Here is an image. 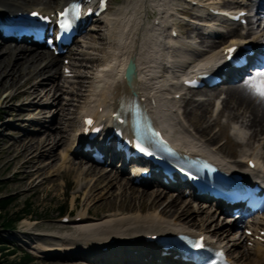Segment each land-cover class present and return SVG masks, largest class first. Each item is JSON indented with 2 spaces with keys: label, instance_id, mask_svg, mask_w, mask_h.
<instances>
[{
  "label": "bare ground",
  "instance_id": "6f19581e",
  "mask_svg": "<svg viewBox=\"0 0 264 264\" xmlns=\"http://www.w3.org/2000/svg\"><path fill=\"white\" fill-rule=\"evenodd\" d=\"M30 1L39 3L41 11L52 14L70 0H0V12L14 14L37 8L31 7ZM180 1L125 0V3L112 15L114 18L107 23V30H111L113 35L110 33L107 35L99 28L96 31L97 37L91 39L95 45L91 42H82L80 47L83 51L68 53L66 59H70L71 64L64 66L62 72L56 68L59 60L52 54H44L31 47L6 45L0 40V61L2 60L0 72L6 68L4 66L7 60L15 57V60L29 63L27 76L32 73L42 77L37 81L28 79L20 85V80L26 71L15 72L14 69L12 74L6 70L2 72L11 74L10 88H17L19 91L11 96V100L27 99V102L17 107V110L11 108L7 116L16 119L15 122L25 125L37 124L39 127V123H42L48 114L47 108L62 104L61 97H58L59 91L74 97L63 108L56 107L58 113L51 117V122L59 121L57 125H65L64 128L53 124L46 126L47 121H45L46 124L44 123L39 130L42 136L34 137L32 133H26L16 141L2 137L0 142V160L4 164L3 169L10 171L16 168L20 171L21 176L17 178L16 186L30 188L34 179L41 178L43 179L38 183V189L46 185H55L57 178H53L54 175L46 176L51 174L52 170L59 178L79 174L80 180L84 182L72 199L73 204L81 197L84 199L83 209L69 223L74 228V233L49 236L24 233L27 234L22 237L24 245L37 256L50 254L54 257L59 256L62 260H69L84 255L95 259L103 258L93 260L91 264H135V260L122 258L120 253L136 255L135 259H141L137 257L148 259L149 256L155 259L156 250L154 246L143 242L132 245L129 243L130 240L138 235L181 231L195 237L204 235L211 241L216 240L220 246L229 250L236 264H264V246L258 242L254 247L246 245L250 237L245 233L236 237L233 235L235 228H239V224L243 221L231 223L232 219L223 220L222 226L219 227V220L223 219L219 210L207 208L208 206L192 210L186 206L179 211L181 196H172L166 204H162L170 188L150 192V187H147L148 190L136 191L132 188L134 182L130 177L132 170L129 172V178L122 179L123 174L120 171L111 175L98 167L86 169L70 156V154L72 156L83 154L81 151H76L77 146L83 141L79 134L71 139L67 136L75 124V119L68 117L73 102L78 101L76 99H81L83 96L84 103H80H83L84 107L80 116L84 119L91 112L97 114L100 107L106 112H114L120 102H131L137 97L156 114L157 119L170 135H177L175 140L180 145L215 159L226 168L246 171L249 175L258 172H255L256 169L250 171L244 163L253 160L264 166V98L257 91L264 82V68H258L259 80L256 89H252L253 78H247L234 86L224 88L225 98L217 104V106L222 105L223 108L212 121L209 107L213 104L212 96L208 98L200 91L192 92L202 94L200 99L195 100L193 97H188L181 89L184 76L192 75L201 69L217 71L222 52L232 45L240 47L249 45L255 47L257 54L264 53V5L251 0H228L224 3L226 8L231 10L246 9L243 6L245 2L248 3L249 8L258 9L259 19L256 24L252 23L251 27H248L246 38L242 41L238 39L240 35L237 28L227 25L225 27L205 19L210 17L209 10L202 8L187 11L193 12L195 21L202 19L200 20L203 22L202 27L195 26L188 31L187 37L173 39L169 27L172 25L174 13H178L177 6ZM220 3L214 1L210 5L220 7ZM149 10L157 12V21H148ZM221 28H226L228 33L224 35ZM193 34L196 36H191ZM89 51L94 54H90ZM80 59L84 63L79 62ZM131 61L136 64L137 77L129 86L124 83V75ZM67 67L72 70L73 78L77 79L71 91L62 89L71 81L64 72ZM1 83L2 81H0V89L6 88V85ZM83 91L88 95H82ZM178 95H181L180 99L176 98ZM41 102L46 104L39 107ZM77 106L81 109L79 105ZM74 113H77V109L72 112ZM197 113L200 116L199 120L195 119ZM35 114L38 116L37 120H24L26 115ZM226 114L231 122L233 135L237 139L236 146L243 148L239 153L231 151L229 154L233 156L232 158L224 156V146L217 148L219 136L212 135L214 126H220L221 135H227L228 127L220 123V118ZM186 122H192L197 133L202 138H208L206 143L195 136ZM5 125L6 121L0 125V128H5ZM247 130H253V134L245 142ZM67 142L69 143L60 157L57 152ZM236 155H239V160L234 159ZM30 169L34 170L30 171ZM118 199L121 200L120 206L111 208L112 203ZM98 210H106L107 213L101 217L90 214L91 211ZM215 223L218 224L214 227ZM261 225L262 222L257 221L253 228H260ZM25 226L29 227L30 231L33 224L25 221ZM112 240H117L113 246L110 243ZM105 248L120 252L112 258L117 261L107 262V256L102 252ZM234 253L237 255L235 256Z\"/></svg>",
  "mask_w": 264,
  "mask_h": 264
},
{
  "label": "rangeland",
  "instance_id": "374dc122",
  "mask_svg": "<svg viewBox=\"0 0 264 264\" xmlns=\"http://www.w3.org/2000/svg\"><path fill=\"white\" fill-rule=\"evenodd\" d=\"M205 1H212V0H205ZM221 3H224V1L226 2L227 0H220ZM256 1V0H255ZM260 2V1H259ZM111 11L109 12V15H107V17L103 20V23H99L94 25V27L92 28L93 31H91L90 34H88L85 38H83L81 40L82 42H91L92 45H95V42L91 39L93 37H97L96 35V31L100 28L102 30H104V33H106L107 35L110 33V35H113V32L109 29L107 30V23H110V21L114 18L112 15H114L118 9L121 7V5H123L125 3V0H112L111 1ZM264 3V1L262 2V4ZM29 5L31 7H39L38 3H33V2H29ZM156 12L149 10V17L151 18V20L155 17ZM182 16V15H181ZM173 23L177 24L178 21L175 18ZM178 27L181 28L183 36H187L188 35V29L189 26H179ZM95 30V31H94ZM242 32V31H241ZM200 40V39H198ZM216 42H218V40H216ZM80 47L78 46L76 49H79ZM59 64L56 67L58 69V71L61 72V68L63 66L64 63V59L63 58H59ZM2 62V60L0 61ZM19 62H21L19 65ZM83 62V61H82ZM6 68L2 69L3 71L0 72V81H2V83H4L6 85V88L4 89H0V119L3 120V122L6 121V125L5 128H0V142L3 139L2 137H8L10 140L12 138L13 141L18 140L19 138H21L24 134L26 133H32L34 135V137H39L42 136V134L39 133L40 128L44 125L45 121H47L46 126H50L53 124V126H56L59 128H64L65 125H57L59 121L57 122H51L52 119L51 117L56 116V114L58 113L57 108H63L64 105H66V103L68 101H70L71 99H73V95H69V94H65L66 92L63 91H59L58 92V97H61V101L62 104L60 106H56V107H49L48 109V114L45 116V120L42 121V123H39V127L37 126V124L33 125V124H22V123H18L15 122L16 119H12L10 116L8 115V111L11 108H14V110H17V107H20L21 105H23L24 103L27 102V99H16V100H11V96L17 94L19 91L17 88H10V84H11V74L13 73V70L15 69V72H17L19 70V72H21V70L26 71L24 76H22V79L20 80V85L24 84L26 80L28 79H32L33 81H37L42 77H38L36 74H30L27 76V72L29 71V63H25L24 60H15V57H10L7 60L6 66H4ZM10 72L11 74L7 75L4 74L2 72L4 71ZM51 74V73H50ZM1 83V84H2ZM76 84V80H73L72 82H67L65 84V87L62 88L64 91H71L73 89V86ZM84 96L88 95L87 92L83 91L82 92ZM10 95V96H9ZM214 98H213V104H211L210 107V111H211V115H210V120H214L217 115H218V111L222 109V106H220L219 110L216 111V103L217 101H219L220 103L223 101L222 99L225 97L224 93L221 91H217L214 94ZM9 96V97H8ZM197 96H199V94H191V97H193L194 99L197 98ZM67 99V100H65ZM78 101H74L73 102V107H71V114L69 115L68 118L70 119H75V124L74 127L72 129V131L67 135L69 139H71L75 132L76 129L79 125V118H80V113L82 111V108L84 107V100H83V96L81 99H76ZM198 100V99H196ZM4 101V102H3ZM80 102H83L82 104ZM46 102H41V105L39 107H43L42 105H45ZM79 105L81 107V109L77 106ZM54 106V105H52ZM76 107V108H75ZM77 109V113L72 114V112ZM183 112V109L181 110ZM228 115L226 114V116L221 117L220 118V123L221 125H226L228 127L227 129V135H221V127L220 126H214L213 127V133L212 135L216 134L218 135V141H217V148L220 146H224V156L225 157H229L232 158L233 156H231V154H229L231 151H236L239 153V151H241V149L243 148H238L236 146V138L233 135V131L230 128L231 122L227 117ZM38 116L35 115H26L24 117V120H28V119H33V120H37ZM200 116L199 113L196 114L195 119L199 120ZM187 123V127L190 128V130L193 131V133L195 134V136L200 139L201 141L206 143V140L208 138H202L200 134L197 133L196 129L192 126V122H186ZM230 123V124H229ZM245 133L247 134V139L251 137V135L253 134V130H247L245 131ZM174 137L177 138V135L175 134ZM247 142V140H246ZM69 142H67L62 148L59 149V151L57 152L58 155L61 157V153L63 152L65 146L67 147ZM74 158V157H73ZM234 159L239 160V155H236L234 157ZM76 163L80 164L83 163L84 168L88 169L90 168L89 164H87V161H85L84 159H82V157H78L75 158ZM57 161V160H56ZM61 163V161H60ZM58 165H59V161H58ZM4 164L1 162L0 160V201L3 200H7L11 203V207H10V213L13 215V217L16 219L19 216L22 215V212L26 209H29L30 212L26 217H23V220L17 224V229L18 232H24V231H28L27 226H25V221L30 222L31 224H33L32 229H30L29 232L37 234V235H65V234H71L74 233L75 230L74 228L70 225H63L61 224V215L60 212L61 211H66V215L65 216H76L78 215L81 210L84 207V199L83 197L80 198V200L78 202H76L75 204H73V196L76 192H78L80 190V188L82 187V184L84 182H82L80 179L81 177L79 176V174H75V175H68V177L65 178H59L57 176V174L52 170L51 174H48L46 176L48 177H52L53 178H57V182L55 183V185H46L43 187H40L39 189L37 188L38 183L43 179H39V180H33V184L31 185L30 188L26 187V188H21L20 185L16 186V182H17V178L20 175V171H18V169L14 168L11 169L10 171H6L4 170L3 167ZM34 169H30V171H33ZM106 170V169H105ZM16 172H18V174H16ZM109 172V171H108ZM109 174L114 175V172H110ZM127 174H125L124 176H122V179H127ZM149 187L151 188L150 192H158V191H162L163 189H161V187L159 186L158 183H151L149 184ZM133 189H135L136 191H140L142 192L144 189L143 187L140 186H132ZM172 196H177V194L175 193H171L168 192L167 194V198L162 200V204H166L167 201L172 197ZM179 207L178 210L181 211L182 208H185L186 206H188L190 209L194 210L197 209L198 207H200V203H194V202H190V199H186L184 198L183 195H181V197L179 198ZM130 201V200H129ZM121 200H115L114 203H112L111 208L115 209L117 206H120ZM190 203V204H188ZM126 203H124L125 205ZM127 204H129L127 202ZM135 206V203H133ZM202 205V204H201ZM203 206V205H202ZM30 207V208H29ZM110 208H108L109 210ZM106 212V210L102 211V210H98L96 212L91 211V215L92 216H97V217H101L102 215H104ZM17 214V216H16ZM219 224L215 223L214 227L218 226L221 227V222L223 221V219L219 220ZM27 228V229H24ZM16 229V230H17ZM0 231H2V228H0ZM236 231V229H235ZM11 235L13 234L6 232L5 233V237L6 238H12L15 236ZM13 239V238H12ZM17 245L23 249V250H27L29 251V249L25 248L24 246H21L22 244L19 243V241H17ZM239 251V250H237ZM234 255L236 256L237 253H234ZM57 261L62 262L61 258H59L58 256L54 257V256H45V258H40L36 261L35 264H54ZM66 264H89L85 258L80 257H75L69 260H65L64 261Z\"/></svg>",
  "mask_w": 264,
  "mask_h": 264
},
{
  "label": "trees",
  "instance_id": "16d2710c",
  "mask_svg": "<svg viewBox=\"0 0 264 264\" xmlns=\"http://www.w3.org/2000/svg\"><path fill=\"white\" fill-rule=\"evenodd\" d=\"M10 207L11 203L9 201L0 202V228L4 230L15 228L16 224L22 219V216L15 219L10 213ZM29 211V209L25 210L22 215L29 213ZM14 254L15 252L14 250L12 251L9 242L0 234V264H31L29 256L11 260L10 257L14 256Z\"/></svg>",
  "mask_w": 264,
  "mask_h": 264
},
{
  "label": "snow or ice",
  "instance_id": "6c2138e0",
  "mask_svg": "<svg viewBox=\"0 0 264 264\" xmlns=\"http://www.w3.org/2000/svg\"><path fill=\"white\" fill-rule=\"evenodd\" d=\"M33 15H38V14H37V13H33ZM64 15H66V13H61V16H64ZM61 26H62V27H67L68 25H67V24H62ZM227 51H228L229 54H231L232 52L235 51V49L230 48V49H228ZM257 91H258V94H259L262 98H264V82L261 83V85H260V87L258 88ZM88 123H91V121H88ZM143 150H144V149L141 148V151H143ZM202 240H203V238H201V242H197V243H195V244H194V247H196V248H202V247H203Z\"/></svg>",
  "mask_w": 264,
  "mask_h": 264
},
{
  "label": "water",
  "instance_id": "95a60500",
  "mask_svg": "<svg viewBox=\"0 0 264 264\" xmlns=\"http://www.w3.org/2000/svg\"><path fill=\"white\" fill-rule=\"evenodd\" d=\"M135 67L133 66V69H134Z\"/></svg>",
  "mask_w": 264,
  "mask_h": 264
}]
</instances>
